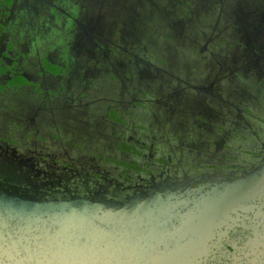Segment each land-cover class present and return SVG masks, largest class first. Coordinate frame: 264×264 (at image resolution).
Here are the masks:
<instances>
[{
	"label": "flooded vegetation",
	"instance_id": "obj_1",
	"mask_svg": "<svg viewBox=\"0 0 264 264\" xmlns=\"http://www.w3.org/2000/svg\"><path fill=\"white\" fill-rule=\"evenodd\" d=\"M109 1L0 0V146L52 159L41 167L85 168L117 189L264 162V0L221 16L189 0L179 10L152 0L149 12L182 25L192 12L203 41L180 57L155 56L144 12L102 27ZM247 232L264 256L261 226Z\"/></svg>",
	"mask_w": 264,
	"mask_h": 264
},
{
	"label": "water",
	"instance_id": "obj_2",
	"mask_svg": "<svg viewBox=\"0 0 264 264\" xmlns=\"http://www.w3.org/2000/svg\"><path fill=\"white\" fill-rule=\"evenodd\" d=\"M8 147L0 146V264H264L258 235L247 232L264 234L263 161L117 189L85 168L41 167L52 159Z\"/></svg>",
	"mask_w": 264,
	"mask_h": 264
},
{
	"label": "rangeland",
	"instance_id": "obj_3",
	"mask_svg": "<svg viewBox=\"0 0 264 264\" xmlns=\"http://www.w3.org/2000/svg\"><path fill=\"white\" fill-rule=\"evenodd\" d=\"M184 1L187 2V0H184ZM189 2H191L190 6L194 10L212 6L215 9V11L219 13L218 15L220 16L222 15L223 12H229L230 15H232L234 14L235 11L237 12L241 8L244 9V11H242V14H245L244 12L247 11V0H189ZM218 2H220L221 4L219 5ZM263 2L264 1H262V3ZM108 3L109 4H106L105 6H103V12L100 15L102 19L100 22L101 26L107 30L109 27L108 21H111L110 18L112 15L115 16V14L117 15V13H119V15H125V16L131 15L130 13H128L129 9L134 10L136 12H142V13L144 12L147 16L149 15L151 17L149 20H147L148 25L144 28V30L142 31V34H144L145 38L149 39L152 42L153 44L152 49L155 48L156 49L155 53H157V54L154 53L155 56H157L159 52H162L164 54L165 53L171 54L174 51H176L178 52V56L180 57L181 54L184 53L186 50L197 48L199 44H201V41H203L201 39L202 37L198 36L197 34L191 31L192 29L190 27V24H188V22L193 21L192 12L190 13L191 15L189 14V17L186 18L185 23L182 25L170 19L169 17H163L159 15L158 13L149 12L150 10L157 12L154 10V4H156L157 2L153 4L152 0H112V1H109ZM158 4L159 6L157 5L156 6L159 8L167 7V8H172L174 10L175 9L179 10L180 8H183L184 3H182V0H178V1L177 0H158ZM252 4L253 6H255L256 4L257 6H261V0H253ZM126 9L128 10L126 11ZM214 17H215L214 21L217 25L216 27L218 29L219 28L223 29L224 27H222V24H220L221 22L219 21L220 18L217 16H213V18ZM165 19L168 21V24L166 25H164V22H163ZM241 20L244 21V19H241ZM172 32H175V34H179L180 37H177L178 36L177 35L176 36L177 39L176 37L175 39H173L170 35V33ZM169 50H173V51H169ZM178 66L179 64L177 65V67ZM235 89L237 90L236 91L237 93L240 91V89L242 90L243 87H240V88L237 87ZM184 96L185 95H181L180 98H183ZM162 99L163 98H161V100ZM161 100L160 98L156 99L155 106L162 108V110L164 111L163 114L169 113V107L166 106V102H168L167 99L166 100L163 99L162 101ZM169 117L167 116L166 120H169L171 118ZM231 127L235 129V127H238V126L232 123ZM235 130H237V128Z\"/></svg>",
	"mask_w": 264,
	"mask_h": 264
}]
</instances>
